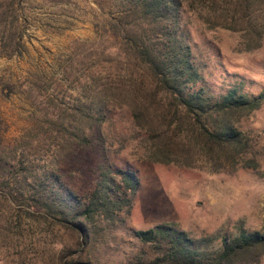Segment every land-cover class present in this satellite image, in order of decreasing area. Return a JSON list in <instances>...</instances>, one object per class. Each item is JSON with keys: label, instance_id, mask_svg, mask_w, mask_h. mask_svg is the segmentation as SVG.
I'll return each instance as SVG.
<instances>
[{"label": "trees", "instance_id": "1", "mask_svg": "<svg viewBox=\"0 0 264 264\" xmlns=\"http://www.w3.org/2000/svg\"><path fill=\"white\" fill-rule=\"evenodd\" d=\"M115 1L118 8L104 25L108 38L100 39L107 43L101 56L115 61L118 71L91 78L95 88L75 110L76 118L53 137L63 147L76 144L87 154L84 165L96 174L90 191L79 196L58 170L47 167L48 160L8 150L0 115V264L16 245L12 228L21 241L28 224L44 227L41 249L53 252L58 264H76L99 231L115 222L125 225L139 183L133 171L111 162L101 132L122 107L142 136L143 157L151 162L186 168L204 164L212 172L259 167L250 155L249 134L237 124L264 104V90L253 96L238 87L212 91L181 21L184 9L201 2L222 17L225 29L239 33L242 50H255L264 39V0ZM3 34L15 40L14 31L0 19L1 38ZM132 236L142 246L134 264H258L264 256V236L243 228L223 238L214 251L204 250L200 241L172 225L133 230Z\"/></svg>", "mask_w": 264, "mask_h": 264}, {"label": "rangeland", "instance_id": "2", "mask_svg": "<svg viewBox=\"0 0 264 264\" xmlns=\"http://www.w3.org/2000/svg\"><path fill=\"white\" fill-rule=\"evenodd\" d=\"M117 8L115 0H0V19L15 33L13 42L5 34L0 37L4 144L18 154L48 160L47 167L58 170L79 196L95 185L94 168L86 169L87 154L82 155L76 144L63 147L53 137L62 124L68 126L76 118L75 110L95 88L90 87L91 78L118 71L115 61L101 56L107 43L100 39L108 38L105 20ZM181 26L212 91L238 87L253 96L264 90V39L257 49L242 50L239 33L225 29L222 17L198 1L184 9ZM14 41L18 44L13 49ZM237 126L252 140L250 155L258 169L212 172L204 164L186 168L147 160L129 112L124 107L115 110L101 132L111 162L133 171L139 188L125 225L115 222L99 231L76 264H134L142 246L132 231L158 225L188 233L208 251L217 250L223 238L240 228L264 236V104ZM10 234L16 245L1 264H58L53 252L41 249L44 227L28 224L21 241L14 228ZM63 241L72 247L67 236ZM258 264H264V256Z\"/></svg>", "mask_w": 264, "mask_h": 264}]
</instances>
